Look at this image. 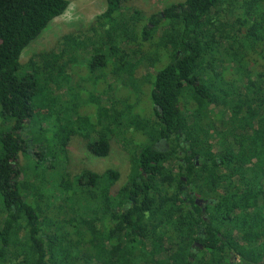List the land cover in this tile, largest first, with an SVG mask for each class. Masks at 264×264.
I'll return each mask as SVG.
<instances>
[{
	"label": "trees",
	"instance_id": "1",
	"mask_svg": "<svg viewBox=\"0 0 264 264\" xmlns=\"http://www.w3.org/2000/svg\"><path fill=\"white\" fill-rule=\"evenodd\" d=\"M134 1L22 60L69 1L0 0V264H264V0Z\"/></svg>",
	"mask_w": 264,
	"mask_h": 264
},
{
	"label": "rangeland",
	"instance_id": "2",
	"mask_svg": "<svg viewBox=\"0 0 264 264\" xmlns=\"http://www.w3.org/2000/svg\"><path fill=\"white\" fill-rule=\"evenodd\" d=\"M68 1L69 5L65 13L53 20L46 31L24 49L21 56L22 60H26L28 57L39 52L57 51L56 47L63 36H69L71 34L85 31L94 22L95 18L105 10L106 0ZM182 1L183 0H135L133 6L135 9L140 10L141 13L147 15L156 11H162L165 6L177 4ZM160 66L161 65L156 64L155 68ZM237 70H243V67L240 65L237 67ZM145 74L152 75V72L150 70L147 71L144 66H141V61H139L135 67V75L138 78H142ZM81 76L83 79L73 77L74 83H87V79L90 77L88 72L82 71ZM88 110V107L84 109L87 113ZM37 112L40 113L33 115L32 123H39L41 118H46L48 116V113H45V111H42L41 109H38ZM21 146L24 148L25 144L23 143ZM69 155V171L71 175L79 174L82 169H88L97 173L115 170L119 174L118 180L115 183L116 187L124 185L131 167L134 166V164L131 166L129 154L125 152L122 146L117 142L111 143L110 152L107 157L93 158L84 153L81 139L79 137H73L69 142ZM18 162L20 165L25 166L27 159L23 154H20ZM46 172L47 171L45 170L41 171L39 175L42 176ZM27 173H29L28 170Z\"/></svg>",
	"mask_w": 264,
	"mask_h": 264
},
{
	"label": "flooded vegetation",
	"instance_id": "3",
	"mask_svg": "<svg viewBox=\"0 0 264 264\" xmlns=\"http://www.w3.org/2000/svg\"><path fill=\"white\" fill-rule=\"evenodd\" d=\"M197 203H199L200 201L199 200H196Z\"/></svg>",
	"mask_w": 264,
	"mask_h": 264
}]
</instances>
